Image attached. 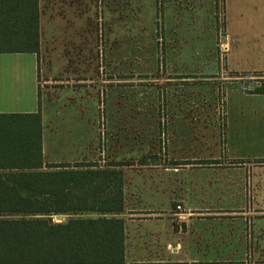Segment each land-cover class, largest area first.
<instances>
[{"label": "rangeland", "instance_id": "374dc122", "mask_svg": "<svg viewBox=\"0 0 264 264\" xmlns=\"http://www.w3.org/2000/svg\"><path fill=\"white\" fill-rule=\"evenodd\" d=\"M199 1L206 0H185L191 12L174 19L167 16V0H48L54 14L68 24L67 50L89 59L93 83L87 93L81 79L69 80L71 90L78 91L74 95L88 98V109L81 102L68 112L56 105L46 120L55 118L53 112L60 119L69 114L93 120L88 161L131 164L124 168L129 171L131 201L151 189L148 180H166L167 168L190 171L172 175L175 208L186 192L185 177L191 180V197L199 192L200 172L195 169L216 168L206 175L215 182L199 187L202 197L217 199L228 197L231 190L226 184L229 176L220 172L264 167V42L232 44L225 62L226 49L211 45L217 18L208 12L207 3L200 6ZM207 36L212 37L206 40ZM84 70L79 64V71ZM49 82L40 78L44 101L60 98L63 89L71 88L66 80ZM237 189L239 198L251 199L256 193L245 181ZM161 191L166 195L165 186ZM236 210L263 214L264 208L240 205ZM97 217L50 218L61 224Z\"/></svg>", "mask_w": 264, "mask_h": 264}, {"label": "crops", "instance_id": "0c3cea01", "mask_svg": "<svg viewBox=\"0 0 264 264\" xmlns=\"http://www.w3.org/2000/svg\"><path fill=\"white\" fill-rule=\"evenodd\" d=\"M201 3H207L208 12L217 18L214 25L216 34L212 39V36L205 39L213 40L211 45L226 49L225 62L229 61L227 57L232 44L261 45L264 42V0H206L199 1L198 5L202 6ZM53 7L52 4L48 6V0H39V53L0 54V114L41 113L45 164L90 162L93 120H79L69 114L60 119L55 112V118L46 120L48 110H54L52 108L56 105H62L68 112L74 104L81 102L88 109V98L81 96L79 99L76 96L78 91L71 90L73 87L69 80L81 79L82 85H86L82 89L87 93L92 86L89 83H93L89 59L74 56L67 50L68 24L60 19V15L54 14ZM188 12L191 10H187L185 0H167V16L171 14L175 19ZM79 64L81 69L85 68L84 71H79ZM40 78L44 83L53 79L66 80L71 88L63 89L60 98L44 101ZM67 137H70L69 141H66ZM166 171V180L163 177L148 180L151 189H146L140 200L131 201L127 198L129 171L123 169L125 211L107 217L125 222L124 264H264V210L263 214H255L254 210L247 213L236 210L240 205L264 208V167L246 169L247 172L239 168L220 172L229 176L226 184L231 190L228 197L217 199L202 197L204 194L200 193L201 186L210 187L215 182L206 179V175L207 171L215 172L216 168L195 169L200 172L199 192L191 197V180L185 177L186 192L180 204H176L182 207V221H179L177 206L174 208L173 204L176 182L172 175H189L190 171L187 167L167 168ZM152 173L158 174L155 170ZM244 181L254 186L256 193L258 189L261 192L256 194L254 191L251 199L239 198L237 187ZM163 186L167 190L166 195L161 194Z\"/></svg>", "mask_w": 264, "mask_h": 264}, {"label": "trees", "instance_id": "16d2710c", "mask_svg": "<svg viewBox=\"0 0 264 264\" xmlns=\"http://www.w3.org/2000/svg\"><path fill=\"white\" fill-rule=\"evenodd\" d=\"M39 51V0H0V54ZM131 166L45 164L41 113L0 114V264H124L125 222L107 216L125 211ZM83 214L100 217L50 218Z\"/></svg>", "mask_w": 264, "mask_h": 264}, {"label": "built area", "instance_id": "2783aa9c", "mask_svg": "<svg viewBox=\"0 0 264 264\" xmlns=\"http://www.w3.org/2000/svg\"><path fill=\"white\" fill-rule=\"evenodd\" d=\"M176 210L178 211V219L179 221H182L184 218V214L182 212V207L181 206H177Z\"/></svg>", "mask_w": 264, "mask_h": 264}]
</instances>
